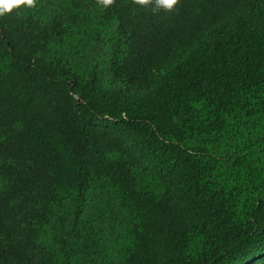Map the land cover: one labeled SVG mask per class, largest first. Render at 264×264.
<instances>
[{
  "label": "trees",
  "instance_id": "16d2710c",
  "mask_svg": "<svg viewBox=\"0 0 264 264\" xmlns=\"http://www.w3.org/2000/svg\"><path fill=\"white\" fill-rule=\"evenodd\" d=\"M153 7L0 16V264H264V0Z\"/></svg>",
  "mask_w": 264,
  "mask_h": 264
},
{
  "label": "clouds",
  "instance_id": "9594fccd",
  "mask_svg": "<svg viewBox=\"0 0 264 264\" xmlns=\"http://www.w3.org/2000/svg\"><path fill=\"white\" fill-rule=\"evenodd\" d=\"M105 7L114 4V0H99ZM36 0H0V16L11 13L14 9H18L21 6L33 7ZM133 3L139 6L154 5L153 11L163 9L166 12H171L179 4V0H133Z\"/></svg>",
  "mask_w": 264,
  "mask_h": 264
}]
</instances>
